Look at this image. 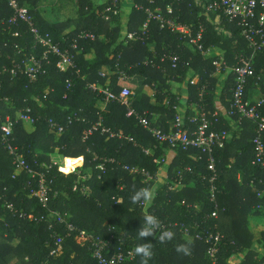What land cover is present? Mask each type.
<instances>
[{"label": "trees", "instance_id": "trees-1", "mask_svg": "<svg viewBox=\"0 0 264 264\" xmlns=\"http://www.w3.org/2000/svg\"><path fill=\"white\" fill-rule=\"evenodd\" d=\"M21 1L29 7L40 32L50 35L63 50L68 49L81 33H91L96 39L79 41L78 50H72L74 66L65 72L57 67L58 57L51 55L44 73L36 81H31L25 73L14 76L15 65L20 64L26 69L23 62L32 55L42 56L45 49L39 45L36 49L26 24L19 27L9 24L12 10L6 0H0V126L7 117L16 121L18 113L31 109L35 121L31 125L33 129L27 130L25 123L18 121L10 144L19 149L32 168L45 174L50 188L48 208H45L38 198L31 196L32 187H38V177L32 179L16 169L14 157L9 154L8 143L0 131V264H98L92 256L89 240L81 239L79 231L68 235L66 226L58 224L52 212L67 215L68 222L78 230L111 240L113 249L123 242L125 251L133 250L142 242L137 230L145 215L167 219L190 230L198 223L204 231L220 232L224 236L219 264H229L233 256L244 253L247 254L242 264H264V258L260 259L259 252L252 249L254 236L249 229L251 217L264 218V169L252 164L256 123L245 120L239 127L243 130L240 139L233 135L224 148L215 151L219 194L218 217L214 219L211 216L216 204L210 201L208 191L211 174L205 158L200 159V152L173 150L167 144L160 145L139 124L138 117H127L126 105L118 101L106 103L104 94L100 93V90L108 89L120 95L126 87L133 89L135 111L139 115L147 113L151 122L154 114L160 115L153 127L169 133L180 103V95L169 91L170 82H187L188 102L196 103L198 114L202 108L212 118L216 112L218 86L213 77L216 74L213 62L217 58H204L181 41L178 33L167 27L161 28L156 20L150 21L145 37L143 27L149 18L147 9H160L167 18L173 17L178 23L193 26L195 31L202 25L206 29L204 45L223 51L224 61L229 66L236 65L241 54L250 56L249 42L240 27L222 15L218 20L216 15L209 19L211 14L206 15L205 7L214 0H156L153 4L148 0H133L127 22L123 21L121 13L113 12L117 10V5L113 6L114 0L100 3L77 0L80 17L60 23L44 19L39 11L43 0ZM170 6L172 14H169ZM109 7L112 13L107 18L102 13ZM118 9H121L119 3ZM71 28L74 29L67 33ZM15 33H19L18 37ZM130 33L143 36L144 40H130ZM171 54L181 57L177 68H173L167 58L163 60ZM253 67L247 97L257 85L264 89V50L257 53ZM121 71L133 78L131 83L122 82ZM194 76H199V81L192 85ZM138 79L154 89L153 98L140 93L134 83ZM227 97L230 109V92ZM260 112L264 116V106ZM192 116L187 114L186 118ZM219 119L216 129L231 134V128L221 115ZM231 119L236 121L237 117ZM49 120L64 126V132L59 134L52 130ZM100 121L116 136L100 131L89 135V130ZM186 124L192 127L188 121ZM168 149L175 154L171 164L155 162ZM145 150L152 153L147 155ZM82 157L84 163L78 172L64 173L65 158H69L66 171L70 172L72 168L68 161ZM101 164L105 165L104 172L99 168ZM163 165L167 168L166 182L155 188V198L146 207L141 203L132 204L131 196L135 191L152 190L158 183ZM125 166L144 169L155 178L148 180L140 174L132 175ZM180 172L183 174L181 186L178 182ZM239 173L241 180H238ZM9 204L13 205L12 210L8 208ZM195 205L199 208L195 209ZM50 226H54L57 235L63 238L56 255H51L55 240ZM195 233L193 229L192 234ZM156 237L155 240L148 238L153 251L149 264H212L207 254L208 245L186 237L181 229H175V238L166 243H160L157 234ZM258 243L264 251V231ZM181 244L188 245L189 254L177 252ZM128 264H141V258L136 256Z\"/></svg>", "mask_w": 264, "mask_h": 264}, {"label": "built area", "instance_id": "built-area-1", "mask_svg": "<svg viewBox=\"0 0 264 264\" xmlns=\"http://www.w3.org/2000/svg\"><path fill=\"white\" fill-rule=\"evenodd\" d=\"M156 0H148L150 4H153ZM8 6L12 10V15L9 19L11 26L19 27L20 24H26L30 29L31 34L34 37L36 49L38 45L45 50L42 56L32 55L28 60L23 63L27 65L24 69L22 65H15L12 70L14 76L17 73H25L28 75L31 81H36L38 76L44 73V66L49 63V57L54 55L58 57L57 64L58 69L61 72H65L74 66L72 50L77 51L80 40H95V35L91 33H81L73 43L67 49H62L59 43L55 44L48 34H42L37 27L34 17L26 5H23L21 0H6ZM206 15L215 14L224 16L228 22L235 23L241 29L243 37L249 42L248 48L250 49V56L241 54L237 57V63L234 66H229L223 57L216 55V49L213 47H206L204 45V37L206 29L201 25L198 31L193 29V26L184 25L178 23L173 17L167 18L163 15L160 9L151 11L147 9L149 14L148 21L143 27V35H148V25L151 20H156L160 23L161 28H169L172 32L178 33L181 37V41L188 46L193 47L196 51L206 59H216L213 64L218 73L228 71L234 80V86L231 89V101L230 109L228 111V117H237V124L242 126L245 120H251L256 123L255 129L256 136L253 139L255 146V159L252 164L254 166L264 169V116L260 112V108L264 106V100H260L257 103H251L246 94L249 79L254 75V59L258 52L264 50V0H214L210 2L206 7ZM169 14H172V8L169 7ZM18 37L19 33L14 34ZM130 40H144V37L131 33L128 35ZM141 38V39H140ZM168 59L173 68H177L181 63V57L177 54L166 55L163 60ZM6 71V70H5ZM1 74V72H0ZM122 82L131 83V78L126 72L121 71ZM96 89L95 86L92 87ZM105 96V102L118 101L127 107V117H138L139 124L146 129L157 143L160 145L167 144L170 149L180 148L183 151L195 149L200 152V159L206 160V166L210 172L208 177V191L209 198L212 203L216 204L215 211L212 213V218L218 217V205L217 195L219 194L217 181L218 172L216 166L215 151L217 149L224 148L228 142L231 141V134L228 131H219L216 129L217 124L220 122L218 113H214L212 118H209L205 109L200 110L197 116L186 118V115H177L174 127L169 133H164L161 129L153 127V123L149 120L148 114L139 115L133 108L132 97L134 92L126 87L120 95L113 94L110 90H100ZM18 119L13 121L10 117H7L2 121L0 131L2 137L6 143H8L7 150L10 155L14 157V165L18 171H24L30 178L36 179L38 177V187L31 189V196L39 199L43 207L48 208L49 202V185L45 174L36 171L32 168L23 156L19 153V149L10 144V140L13 138L14 127L18 121L29 123L33 125L35 123L31 116V109L19 113ZM192 127H187V121ZM235 121V122H236ZM72 120L69 121L71 123ZM50 128L57 131L59 134L64 132V126L49 120ZM100 131L101 134H112L109 129L102 125V122H98L92 129L89 130V135H93L95 132ZM86 140V138L84 139ZM147 155H150L151 150H145ZM69 158H65L63 162V170L65 174L74 173L78 168L72 169V171H66V161ZM83 161L84 158L82 157ZM167 159L162 158L155 160L157 163H165ZM56 165V163H55ZM83 165V164H82ZM81 165V166H82ZM80 168V167H79ZM100 170L105 171V165L99 166ZM124 169L132 175H143L148 180H153L155 176H152L148 171L135 167H127ZM187 170L190 171V168ZM183 174L178 173V182L182 185ZM254 185L255 180H253ZM31 185V183H30ZM173 190L174 186H170ZM186 205L185 202L182 203ZM141 206L146 207L147 204L141 203ZM193 205H188L191 207ZM8 208L13 209V205L9 204ZM195 209L199 206L195 205ZM56 222L66 226L67 233L70 235L75 231H79V237L81 239H88L90 242V249L92 256L96 259L98 264H128L132 262L136 257L133 250L125 251L123 242H120V246L113 249L112 241L105 240L97 235L89 234L84 230H78L72 223L67 220V215H62L57 212H52ZM31 219V218H30ZM159 219V218H158ZM161 221V230L157 231L159 236L160 231L171 230L175 233V229H181L186 237L204 242L208 245L207 254L212 264H219L218 255L221 251V247L224 242V236L220 232H206L201 228V225L196 223L190 230L189 228H183L182 224L169 222L167 219H159ZM53 231V238L55 240L54 248L51 251V255H56L63 244V238L58 236L54 230V226H50ZM195 230V234H192V230Z\"/></svg>", "mask_w": 264, "mask_h": 264}, {"label": "crops", "instance_id": "crops-1", "mask_svg": "<svg viewBox=\"0 0 264 264\" xmlns=\"http://www.w3.org/2000/svg\"><path fill=\"white\" fill-rule=\"evenodd\" d=\"M118 3L121 6L120 10L118 9ZM116 5H117V12L120 13V12H122V9H123V14H124L133 8L134 2H133V0H114L113 6L116 7ZM39 9H40V11L42 10L41 8H39ZM107 10L110 11V10H112V8L109 7V8H107ZM41 13H42V16L44 17V19H46L49 22H52V23L63 22V21L53 22L49 15L44 16L42 11H41ZM127 14L123 15V21L124 22H127L126 21L127 16H128ZM216 16H217L216 19L218 20L220 18V16L219 15H216ZM214 17H215V14H211L209 16V19H212ZM73 29L74 28H71L66 32L70 33ZM215 49H216V55L217 56L225 58V55H224L225 53L223 51H221L218 48H215ZM88 57H91V55ZM213 77L217 80V84H218L217 89L215 91V105H214L215 110H216L215 113H218L219 116L221 115L222 119H224V122L231 128V134H232L231 136L235 135L236 139H240L243 130H241L239 128L240 126L237 124V122H235L233 119L228 117L229 97H227V93H229V92L231 93V89L233 88L232 87V76L230 75V73L228 71H224L222 73H218L216 71V74H214ZM198 81H199V76H194V77H192L191 84L195 85L198 83ZM134 83H136L138 85V87L140 88V93L149 95L148 93H146L144 91L143 88L144 87H150V86L144 85L143 81H141L139 79L136 80ZM170 87L171 88L169 91L172 94H179L180 95V97H179L180 103H179L178 108H177V111H178L177 115L191 114L193 116H196V114H198L196 103H189L188 102L189 101V91L187 88L188 83L187 82L178 83V82L172 81V82H170ZM150 88H152V87H150ZM222 93H224L223 97H221ZM154 95H155V91L153 90V94H151L149 96H151L153 98ZM247 98L251 103H257L260 100H264V89H263L262 85H257L256 87L252 88V90L249 91ZM165 104H168V102L166 101ZM103 107H105V105ZM159 117H160V115L154 114V119L152 120V123L155 124L157 122V120L159 119ZM27 124H29V123H27ZM173 127H174V121H173V123H171L170 129L172 130ZM173 154H174V151L168 149L163 155H161V159L162 158L167 159V162L165 161V163H163V164H165L167 166H168V163L171 164V162L173 161ZM232 162H234V160H232ZM165 165H163L160 168V170H162V168ZM162 174L166 175L167 173L165 170H163ZM241 179H242V177H241V174L239 173L238 174V180H241ZM261 196H263V194H261ZM262 219H264V218L263 217H251L249 219V223H250L249 229H250V232L254 236V243H253L252 249H253V251L259 252V258L260 259L264 258V254H262V257L260 256V253L261 252L264 253V251H263V248L258 243V241L260 239L259 236L257 237L258 230L255 233L252 231V229L253 228L257 229L258 225L263 226L264 223L261 221ZM256 238H258V239H256ZM246 254L247 253L233 256L232 259L230 260L229 264H242V261L245 260Z\"/></svg>", "mask_w": 264, "mask_h": 264}, {"label": "clouds", "instance_id": "clouds-1", "mask_svg": "<svg viewBox=\"0 0 264 264\" xmlns=\"http://www.w3.org/2000/svg\"><path fill=\"white\" fill-rule=\"evenodd\" d=\"M155 198V193L148 188H141L135 191L131 196V203L150 204ZM161 230V221L154 215L148 214L143 218L141 227L137 230L138 239L142 242L137 244L133 253L135 256L141 258V264H149V260L153 255L152 242L148 240L149 237L154 240L157 239L156 233ZM175 238V233L171 230L160 231L158 240L160 243L172 241ZM177 252H182L185 255L189 254V247L187 244H181L177 247Z\"/></svg>", "mask_w": 264, "mask_h": 264}, {"label": "rangeland", "instance_id": "rangeland-1", "mask_svg": "<svg viewBox=\"0 0 264 264\" xmlns=\"http://www.w3.org/2000/svg\"><path fill=\"white\" fill-rule=\"evenodd\" d=\"M102 1L103 0H97L98 3L102 2ZM40 8L42 9L41 11L43 12V15L44 16L49 15L53 22L67 21L68 19H75L76 20L80 17L79 13H78L79 9H78V5H77V0H43ZM113 12L118 13L117 10L113 11ZM109 13H112V10L111 11L106 10V13H102V15H105V17L109 18L110 17ZM120 13L123 14V9H122V12H120ZM127 13H129V11H127L123 15H126ZM101 39L105 40V37H101ZM143 89L149 95L153 94V90H154L153 88L144 87ZM131 90L133 91V89H131ZM16 116L18 117L19 115H16ZM25 124H26L25 126H26L27 130L31 131L33 129L31 124L30 125L27 123H25ZM173 157H175V154H173ZM83 163H84V161L82 162V158L70 159L68 161V165L72 169L81 167V165ZM163 170L167 171V168L163 167L162 170L159 172V179L157 180L158 183H156L154 185L153 189L151 190L154 193H155L156 187H159V186L163 185V183L166 182V180L164 178V174L162 175ZM75 172H78V171L76 170ZM261 221L264 223V219H262ZM253 229H252V231L255 233L258 230L257 237L259 236V238H261L260 235L264 231V224H263V226L258 225L257 229L256 228H253ZM256 239H258V238H256ZM262 254H264V253L263 252L260 253L261 257H262Z\"/></svg>", "mask_w": 264, "mask_h": 264}]
</instances>
